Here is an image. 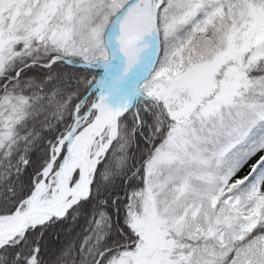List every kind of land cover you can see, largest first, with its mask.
Here are the masks:
<instances>
[{"label":"snow or ice","instance_id":"1","mask_svg":"<svg viewBox=\"0 0 264 264\" xmlns=\"http://www.w3.org/2000/svg\"><path fill=\"white\" fill-rule=\"evenodd\" d=\"M0 264H264V0H0Z\"/></svg>","mask_w":264,"mask_h":264}]
</instances>
